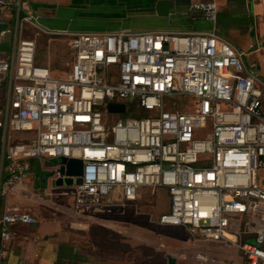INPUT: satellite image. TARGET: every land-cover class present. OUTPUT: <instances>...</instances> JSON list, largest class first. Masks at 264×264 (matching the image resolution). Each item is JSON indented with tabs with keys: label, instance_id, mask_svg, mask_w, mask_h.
<instances>
[{
	"label": "built area",
	"instance_id": "2783aa9c",
	"mask_svg": "<svg viewBox=\"0 0 264 264\" xmlns=\"http://www.w3.org/2000/svg\"><path fill=\"white\" fill-rule=\"evenodd\" d=\"M21 9V0H0V27L15 19L10 48L0 49V198L33 160L80 159L81 182L70 191L78 205H133L141 188L163 189L168 205L157 223L264 264V229L250 223L264 222V80L242 54L206 30L61 31L72 60L60 78L36 63V42L22 28L35 17ZM189 9L208 20L217 12L215 0ZM111 113L125 116L110 121ZM36 221L0 211V238Z\"/></svg>",
	"mask_w": 264,
	"mask_h": 264
},
{
	"label": "crops",
	"instance_id": "0c3cea01",
	"mask_svg": "<svg viewBox=\"0 0 264 264\" xmlns=\"http://www.w3.org/2000/svg\"><path fill=\"white\" fill-rule=\"evenodd\" d=\"M192 1L171 0L168 15L158 16L154 9L157 0H21V14L26 11L35 17L34 25L22 23L23 36L35 40L36 62L55 74L57 53L51 51L50 34L67 30H206L231 44L242 54L247 69L264 80V0H215L217 12L212 20L191 11ZM68 6L78 11L77 18L68 17L69 29L56 25L48 29V23H57L59 11ZM127 7L134 11L128 12ZM8 21L7 29L0 33L2 48L9 47L13 39L15 19ZM6 30L8 40L3 38ZM40 37L45 40L39 49ZM33 164L34 160L32 172L0 198L1 212H27L37 219L34 224L11 226L10 238H0L2 264H168V255L175 258L174 264H245L242 253L230 244L201 239L186 227L161 225L157 214L142 212L137 201L128 207L119 202L114 210L78 205L70 191L54 184L55 173L45 175L54 187L43 189L41 195L36 182L39 173ZM250 223L264 229L263 221ZM226 245L232 252L223 250Z\"/></svg>",
	"mask_w": 264,
	"mask_h": 264
},
{
	"label": "rangeland",
	"instance_id": "374dc122",
	"mask_svg": "<svg viewBox=\"0 0 264 264\" xmlns=\"http://www.w3.org/2000/svg\"><path fill=\"white\" fill-rule=\"evenodd\" d=\"M127 11L132 13L134 11V9L127 7ZM136 11H138V10L136 9ZM59 14H60V17L58 19V22L57 23L49 22L48 23L49 24L48 29L52 28L51 27L52 25H56V26L61 27V28H66L68 25L67 23H68V19H69L68 17L69 16H73L74 19L78 17V11L75 9L74 6L65 7V9L59 11ZM36 22L38 24H40L38 21H36ZM71 23H73V22H71ZM0 29H2V27H0ZM66 29H69V28H66ZM67 31H69V30H67ZM49 38H50V41L53 42L51 45V51L57 53V55L53 58V65L55 67L53 72L55 73L56 76H60V78H63V76H65L64 74L69 71V66H66V65L71 60V54H70L71 50L68 46L69 36L66 34H59V35L50 34ZM43 40H45V39H43L42 37L38 38V40H37V44L39 46L38 47L39 49L44 45V43H42ZM2 44H3L2 39L0 37V46ZM9 48H10V46L7 48L6 47L5 48L0 47V49H9ZM172 102H175V107L178 106V108L181 109V104H180L181 100L178 101L177 99H174ZM123 116H125V114H123V113H111V114H109V120L114 121L117 118L123 117ZM26 135L27 134L25 132L16 131V132H14L13 137L17 139V138L25 137ZM33 167L35 169V172L39 173V176L36 179L37 192L41 193V195H43V192H42L43 189H46V188L51 189L54 187L53 182L46 180V177H45L46 174L52 172L53 166L45 167L43 159H41V160L36 159V160H34ZM261 174H262V176H264V169L261 170ZM53 176H55V175L52 174L49 177H53ZM57 186L59 188L64 189V190L72 191L74 189L75 184H71L68 186H65V185L64 186L63 185H57ZM140 191L142 193H141L140 197L138 198L137 203H138V205H140L142 212L147 211L151 214H159V212L167 209L168 202H167V195L165 193V190L157 189V190L152 191L150 188H141ZM124 206L128 207L131 205L124 204ZM115 207H112L110 209L114 210V209H116ZM109 214H114V213L111 211V212H109ZM166 233L168 234L167 231H166ZM223 250L225 252H232L231 248L228 245H226Z\"/></svg>",
	"mask_w": 264,
	"mask_h": 264
},
{
	"label": "water",
	"instance_id": "95a60500",
	"mask_svg": "<svg viewBox=\"0 0 264 264\" xmlns=\"http://www.w3.org/2000/svg\"><path fill=\"white\" fill-rule=\"evenodd\" d=\"M171 7H172L171 0H157L154 9H155V13L158 16H167L168 10ZM8 37H9V32L6 30L3 32V38L5 40H8ZM107 107L109 111H117V112H122L124 109V105L120 103H108ZM44 164L46 166H53V167L57 165L56 170L59 173V175L56 176L55 178L56 185L68 186L71 184H75V185L80 184L81 179L79 178V175L81 174V168H82V161L80 159L57 156L46 159L44 161ZM54 173L55 170L49 173L48 176H51ZM167 261L168 264H174L175 258L168 255Z\"/></svg>",
	"mask_w": 264,
	"mask_h": 264
},
{
	"label": "trees",
	"instance_id": "16d2710c",
	"mask_svg": "<svg viewBox=\"0 0 264 264\" xmlns=\"http://www.w3.org/2000/svg\"><path fill=\"white\" fill-rule=\"evenodd\" d=\"M35 61H36V60H35ZM36 63H37V62H36ZM250 241H252V242H253V238H251V239H250Z\"/></svg>",
	"mask_w": 264,
	"mask_h": 264
}]
</instances>
